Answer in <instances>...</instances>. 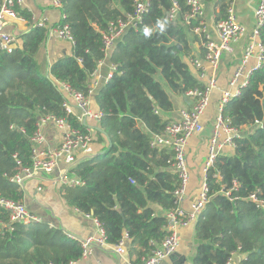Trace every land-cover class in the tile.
Instances as JSON below:
<instances>
[{"label":"trees","instance_id":"16d2710c","mask_svg":"<svg viewBox=\"0 0 264 264\" xmlns=\"http://www.w3.org/2000/svg\"><path fill=\"white\" fill-rule=\"evenodd\" d=\"M173 2L178 12L170 18ZM200 2H213L218 22L232 0ZM58 9L61 24L54 26H68L72 53L52 62L48 76L39 73L35 55L47 29L32 24L26 11L20 14L32 24L30 29L17 37L11 53L0 51V197L23 199L22 188L10 178L31 162L30 137L39 117H64L72 127L87 130L66 114L59 83L86 94L99 61L109 57L114 70L98 89L96 103L102 113L98 126L110 145L95 131L98 140L107 141L102 153L77 159L71 171L83 184L62 185L60 192L69 206L99 223L107 245L127 236L128 250L139 261L151 251V242L164 238L165 211L174 207L178 177L171 168L172 152L152 147L150 140L169 122L162 114L173 109L169 92L180 95L202 86L184 59L191 56L189 35L199 39L192 31L197 22L185 24V0H148L141 20L126 27L105 56L103 33L109 23L134 13L135 0H61ZM157 21H166L163 32ZM146 27L152 29L147 37ZM260 39L264 42V26ZM222 116L232 127L253 130L236 138L233 153L219 154L207 169L210 199L193 225L197 245L192 264H226L236 252L245 255L240 264H264V210L248 198L257 191L264 197V65L251 72ZM255 121L261 124L253 126ZM232 181L239 183L236 190L230 189ZM7 219L0 207V220ZM81 253L80 240L60 228L33 222L0 227V264H70Z\"/></svg>","mask_w":264,"mask_h":264},{"label":"built area","instance_id":"2783aa9c","mask_svg":"<svg viewBox=\"0 0 264 264\" xmlns=\"http://www.w3.org/2000/svg\"><path fill=\"white\" fill-rule=\"evenodd\" d=\"M23 2L24 0H0V51L11 53L17 47V36L6 31L5 26L10 20L22 19L19 15ZM51 3L56 8L61 7V0H51ZM185 4L188 8L187 14L184 16L185 24L191 25L192 20L197 22L196 25L192 26V31L199 37L200 47L203 48L202 59L187 56L186 61L195 70L194 75L199 79L202 86L186 92L185 95L192 99L191 106L180 109L178 118L169 120L160 133L153 134L151 137L150 145L152 147L167 148L172 152L171 168L177 174L178 185L173 191L174 207L165 211L167 224L164 238L159 243L151 242V251L143 255L136 264H161L177 250L180 240L177 228L194 225L199 219L210 199L207 169L215 162L225 146L229 145L235 148L234 140L244 134L240 128L230 126L229 120L222 116V110L232 98L241 93L248 83L251 72L262 68L264 65V42L260 39V29L264 26V0H257L253 9L254 24L249 31L244 25L237 22L230 7L227 16L215 24L218 34L217 42L212 40L206 31L204 9L200 0H185ZM147 7L148 0H135V9L132 15H128L125 20H118L108 24L102 36V51L105 56L109 54L115 41L122 36L126 27H135L137 25V22L141 20L143 14L147 11ZM177 12L178 6L176 2H173V6L169 11L170 18H174ZM37 24L47 29L46 38L55 37L73 42L66 24L51 27L45 26L44 22L41 21L37 22ZM58 24H61V22ZM241 37H247L248 41L242 52L240 67L229 79L227 87L221 91L217 108L218 113L214 119L212 134L207 146V155L202 166L199 190L191 199L189 208L184 209L182 204L187 195L189 181V171L186 162L187 141L193 134L200 133L203 130L201 117L209 105L210 93L216 87V70L221 57L225 53H232L234 42ZM250 58L255 59V65L244 74L245 65ZM94 72L92 75H94ZM207 73H209L208 78L202 82L201 80L205 78ZM93 84L94 87L97 85L96 82ZM92 87V85H89L87 93L84 94L82 91L75 90L64 83H59V88L64 95L62 106L66 114L75 116L76 120L85 126H87V121L99 122L102 117L100 111H93L90 108L89 96L92 92ZM49 122H52L57 128L62 130L61 141L52 150L44 147L45 138L42 132V127ZM260 124V121H255L253 126ZM252 130L251 126L249 132ZM93 132L95 131L92 129L82 131L79 128L72 127L64 117H57L51 114L39 117L36 129L30 137L31 162L29 166L21 168L19 172L11 177L10 181L15 182L22 188L26 179L53 174L51 177L52 184L61 186L82 185L83 181L71 171V168L77 160L76 154L86 149L92 141ZM59 161L64 163L63 168L59 166ZM238 187L239 183L232 181L230 189L236 190ZM38 190H41V188L38 187ZM224 194L228 196L230 193L225 191ZM248 198L254 202L257 208L264 210V197H259L258 191L250 194ZM0 207L8 216L7 221L0 220V227L7 228L14 223L27 224L40 221V218L29 211L23 201L0 197ZM94 222L97 227V236L80 240L82 253L77 260L70 264H80L79 261L86 258L94 246L107 247L103 229L95 219ZM68 236L75 238L69 234ZM128 240L127 236H125L112 248L115 252L121 254L124 252V245ZM235 254L237 252L231 255L226 264L232 263Z\"/></svg>","mask_w":264,"mask_h":264},{"label":"crops","instance_id":"0c3cea01","mask_svg":"<svg viewBox=\"0 0 264 264\" xmlns=\"http://www.w3.org/2000/svg\"><path fill=\"white\" fill-rule=\"evenodd\" d=\"M257 0H232L231 10L235 19L240 24L244 25L249 31L254 24L253 9ZM50 0H24L21 10L26 11L31 16V23L44 22L45 26L51 27L58 24L61 20V13L58 8L51 5ZM205 28L212 40L218 41L216 31V22L214 20L213 2L203 3ZM22 19L10 20L5 26L6 31L15 34L17 37L30 29V24L23 15H19ZM20 40V39H19ZM189 47L192 57L198 59L203 58L202 48L199 40L189 35ZM247 37H241L233 44L232 53L222 55L216 70V87L210 93V102L204 114L201 117L203 130L200 133L193 134L187 141L186 145V162L189 171V181L187 185V195L182 204L184 209H188L191 199L199 190L200 181L202 178V166L207 155V146L209 138L212 134V126L214 119L218 113V103L221 96V91L228 85L229 79L234 72L240 67V59ZM72 42L55 37L46 38L39 47L36 55L38 71L43 75H49L48 66L65 55L72 53ZM187 60V57H184ZM255 65V59L250 58L245 65L243 73L245 74L251 67ZM191 71L195 74V70L190 66ZM114 66L111 64L109 57H105L98 63L94 75L90 76L89 85H92V92L89 96L90 108L93 111H98L96 103V94L109 79ZM209 73L201 81L204 82L208 78ZM243 77V76H242ZM97 83L94 87L93 83ZM168 91V88H165ZM173 109L162 113L165 119L174 120L178 118V111L182 108H189L192 104V99L185 94H173L169 92ZM98 126V122L87 121V129H94ZM249 127H242L243 133H248ZM42 132L45 138L44 147L48 150L56 148L62 137V130L57 128L52 122L45 124L42 127ZM107 141L98 140L95 132L92 134V141L86 149L76 154L77 159L89 157L101 152ZM234 148L225 146L221 154H231ZM64 163L59 161V166L63 168ZM56 175V173H54ZM53 175V174H52ZM52 175H45L26 179L23 182L22 190L24 196L22 201L27 206L29 211L40 218L38 223H44L51 227L62 229L65 233L74 236L78 240H84L88 237L97 236V227L94 218L86 216L72 206H69L60 192L58 184L51 183ZM38 187L41 190H38ZM156 212L160 208L154 205ZM179 235V244L177 250L170 257L165 259L161 264H192V258L195 253L197 241L194 236V226L188 225L177 228ZM129 240L125 242L124 252L119 254L114 251L112 246L96 247L94 246L86 258L80 260V264H136L138 258L131 254L128 250ZM245 257L244 254L237 253L233 256L231 264H240V260ZM140 260V259H139Z\"/></svg>","mask_w":264,"mask_h":264},{"label":"clouds","instance_id":"9594fccd","mask_svg":"<svg viewBox=\"0 0 264 264\" xmlns=\"http://www.w3.org/2000/svg\"><path fill=\"white\" fill-rule=\"evenodd\" d=\"M157 27L159 28V30H160L161 32H163L164 29H165V27H166V21H164V22L157 21ZM144 34H145L146 37H147V36H150V35L152 34V29L146 27V28L144 29Z\"/></svg>","mask_w":264,"mask_h":264},{"label":"water","instance_id":"95a60500","mask_svg":"<svg viewBox=\"0 0 264 264\" xmlns=\"http://www.w3.org/2000/svg\"><path fill=\"white\" fill-rule=\"evenodd\" d=\"M93 130H94V131H99V132L103 133V134L106 136V138H107L108 145H110V141H109V139H108L106 133H105V132H104L99 126L94 127ZM100 153H102V151H101V152H98L97 154H100ZM97 154H95V155H97ZM92 156H94V155H92ZM194 225H195V224H194Z\"/></svg>","mask_w":264,"mask_h":264},{"label":"rangeland","instance_id":"374dc122","mask_svg":"<svg viewBox=\"0 0 264 264\" xmlns=\"http://www.w3.org/2000/svg\"><path fill=\"white\" fill-rule=\"evenodd\" d=\"M50 3H51V0H50ZM52 5V4H51ZM156 78L159 80V82L164 86V88H166V86H165V82H164V80L157 74L156 75Z\"/></svg>","mask_w":264,"mask_h":264}]
</instances>
